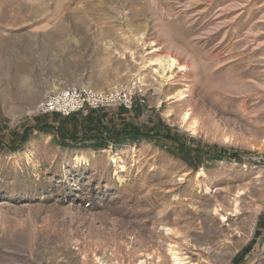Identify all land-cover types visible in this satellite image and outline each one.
Instances as JSON below:
<instances>
[{
  "label": "rangeland",
  "instance_id": "obj_1",
  "mask_svg": "<svg viewBox=\"0 0 264 264\" xmlns=\"http://www.w3.org/2000/svg\"><path fill=\"white\" fill-rule=\"evenodd\" d=\"M166 53L187 67L168 81ZM69 87L130 94L75 114L149 137L40 131L66 118L40 104ZM0 139L20 147L0 146V264L171 262L170 244L186 264H264V0H0Z\"/></svg>",
  "mask_w": 264,
  "mask_h": 264
},
{
  "label": "trees",
  "instance_id": "obj_2",
  "mask_svg": "<svg viewBox=\"0 0 264 264\" xmlns=\"http://www.w3.org/2000/svg\"><path fill=\"white\" fill-rule=\"evenodd\" d=\"M130 127V128H129ZM116 127L114 124L109 127L103 123V117L100 116L99 111H91L88 116H81L80 114H74L70 117L61 119L58 122V126H52L43 124L38 128L40 131L55 132L60 140H68L74 143H89L94 148H106L110 144L119 146L127 142H138L142 137H149V134L141 131L139 128L134 126ZM33 130V129H32ZM32 130L27 129L26 132L20 135L19 139L27 140ZM177 137L166 134L165 140L173 141ZM15 141V140H12ZM92 143V144H90ZM177 151L180 153L184 161L190 166L197 167L200 160V154L190 150L185 144L178 146ZM4 145L3 140L0 139V146ZM6 149L16 150L20 148L16 145L13 147L11 144L4 145ZM3 147V146H2ZM194 153H196L194 155ZM210 153H212L210 151Z\"/></svg>",
  "mask_w": 264,
  "mask_h": 264
},
{
  "label": "built area",
  "instance_id": "obj_3",
  "mask_svg": "<svg viewBox=\"0 0 264 264\" xmlns=\"http://www.w3.org/2000/svg\"><path fill=\"white\" fill-rule=\"evenodd\" d=\"M133 97L119 89L110 92H96L88 88L69 87L49 95L39 106L45 114H59L70 117L87 109H99L113 105L132 106Z\"/></svg>",
  "mask_w": 264,
  "mask_h": 264
},
{
  "label": "bare ground",
  "instance_id": "obj_4",
  "mask_svg": "<svg viewBox=\"0 0 264 264\" xmlns=\"http://www.w3.org/2000/svg\"><path fill=\"white\" fill-rule=\"evenodd\" d=\"M154 63L159 66V70H156V73H158L160 75V78L164 79L165 81L172 79V75L175 73L176 70H179V72H181V71L187 69V67L185 65H182V63L180 62V60L178 58L174 57L170 53H166L165 55L160 56L159 58H157L154 61ZM162 85H164V84L161 83V87H162ZM158 90H161V88H159ZM172 98L182 99L183 98V92H181V91L177 92ZM182 121H183V124L185 125V127H187V129L191 133H193V134L199 133L200 123L196 118H194V116L191 112H189V111L186 112L183 115ZM227 141L232 142V140H227ZM198 174L200 176H202V175H205V172L200 171ZM237 195H240V192H238ZM238 205L239 204L235 205V208H234L232 213H235V214L240 213V208L238 207ZM215 212L219 213V210L215 209ZM222 220L225 222L228 220V217L222 216ZM163 232L167 238H174V237H177L180 235L179 230H177L176 228H172V227H164ZM167 251L169 253V256L172 257L171 262L169 260H164L157 252H154L153 256L148 255L146 260L142 261L141 264H157L154 262L156 257L159 260L158 264H186L183 261V259L179 257V254L176 251V247L174 245L170 244L167 248Z\"/></svg>",
  "mask_w": 264,
  "mask_h": 264
}]
</instances>
